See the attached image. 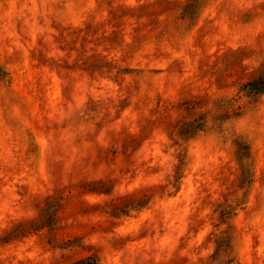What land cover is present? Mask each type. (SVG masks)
<instances>
[{
  "label": "rangeland",
  "instance_id": "374dc122",
  "mask_svg": "<svg viewBox=\"0 0 264 264\" xmlns=\"http://www.w3.org/2000/svg\"><path fill=\"white\" fill-rule=\"evenodd\" d=\"M0 264H264V0H0Z\"/></svg>",
  "mask_w": 264,
  "mask_h": 264
}]
</instances>
